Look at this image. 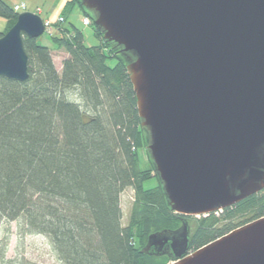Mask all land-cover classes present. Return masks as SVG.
<instances>
[{
  "label": "water",
  "instance_id": "95a60500",
  "mask_svg": "<svg viewBox=\"0 0 264 264\" xmlns=\"http://www.w3.org/2000/svg\"><path fill=\"white\" fill-rule=\"evenodd\" d=\"M121 47L145 149L172 211L207 215L264 189V0H80ZM42 17L18 13L0 36V76L24 82L23 38ZM186 219L147 237L166 264H264V216L189 250Z\"/></svg>",
  "mask_w": 264,
  "mask_h": 264
},
{
  "label": "trees",
  "instance_id": "16d2710c",
  "mask_svg": "<svg viewBox=\"0 0 264 264\" xmlns=\"http://www.w3.org/2000/svg\"><path fill=\"white\" fill-rule=\"evenodd\" d=\"M67 2L91 19L100 43L87 46L71 22L53 24L54 49L68 54L60 72L48 46L24 37L29 78L0 76V225L16 221L21 235L45 236L62 264H166L167 255L141 252L149 234L186 219L192 251L264 216V189L220 211L185 216L171 210L159 181L143 187L156 174L127 59L102 37L80 0ZM17 15L0 0L7 21L0 36ZM144 150L147 169L139 166ZM126 188L132 199L122 225L120 195ZM8 243V235L0 239L2 264H39L19 254L7 258Z\"/></svg>",
  "mask_w": 264,
  "mask_h": 264
},
{
  "label": "rangeland",
  "instance_id": "374dc122",
  "mask_svg": "<svg viewBox=\"0 0 264 264\" xmlns=\"http://www.w3.org/2000/svg\"><path fill=\"white\" fill-rule=\"evenodd\" d=\"M7 4L13 5L18 2H25L30 9L39 8L42 18L48 19L52 24H57L60 15L66 16V22L62 25H68L69 22L75 24L80 28L84 35V43L87 46L98 45L99 38L94 34L91 25L84 26L82 24V13L77 6H70L68 0H5ZM70 6V7H69ZM28 7V8H29ZM7 24L5 18L0 16V31H2ZM54 34H57L56 28L53 29ZM37 41L45 46H48L52 51L53 62L56 70L61 71L62 60L68 56L66 51L62 49H54L56 45L52 42L51 35L43 32ZM107 64L113 65V59H107ZM139 166L142 169L150 168L151 164L146 157L145 150L139 153ZM158 179L152 176L143 182L144 188H152L156 186ZM132 199V191L126 188L120 195V205L122 209V225H126L129 206ZM16 221H3L0 225V239L5 235L9 236V243L6 252L7 258H13L16 255H24L26 258L36 261L39 264H62L60 263L52 251L48 239L40 234L21 235ZM0 264H2L0 262Z\"/></svg>",
  "mask_w": 264,
  "mask_h": 264
},
{
  "label": "built area",
  "instance_id": "2783aa9c",
  "mask_svg": "<svg viewBox=\"0 0 264 264\" xmlns=\"http://www.w3.org/2000/svg\"><path fill=\"white\" fill-rule=\"evenodd\" d=\"M26 10H30V9H28L27 4L25 2H18L13 5V11L15 12H21V11H26ZM32 11L34 13L40 14L39 8H35ZM57 21H58L57 22L58 24L62 23L64 21L63 16H59ZM81 21H82V24L85 26L90 25V22H91L89 17L87 16H83ZM42 22L44 26V32H47L48 34L52 33L53 29L56 28V26H54L48 19H42Z\"/></svg>",
  "mask_w": 264,
  "mask_h": 264
},
{
  "label": "crops",
  "instance_id": "0c3cea01",
  "mask_svg": "<svg viewBox=\"0 0 264 264\" xmlns=\"http://www.w3.org/2000/svg\"><path fill=\"white\" fill-rule=\"evenodd\" d=\"M29 7V6H28ZM29 9H30V7H29Z\"/></svg>",
  "mask_w": 264,
  "mask_h": 264
}]
</instances>
